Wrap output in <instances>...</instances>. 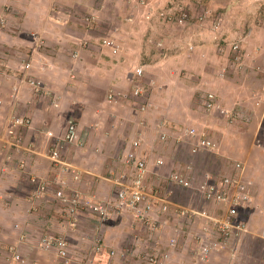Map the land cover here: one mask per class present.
Returning a JSON list of instances; mask_svg holds the SVG:
<instances>
[{
  "label": "crops",
  "instance_id": "crops-1",
  "mask_svg": "<svg viewBox=\"0 0 264 264\" xmlns=\"http://www.w3.org/2000/svg\"><path fill=\"white\" fill-rule=\"evenodd\" d=\"M154 1L0 0V170L5 168L0 177V239L10 242L14 234L20 235L10 243L17 247L20 258L8 252L7 264H66L57 251L41 246L45 232L67 237L72 264H154L141 257L145 252L159 255L163 264H264V4H240L241 8L235 4L236 13L228 6L232 9L227 14L237 17L242 11L240 18H244L236 23L230 20L231 29L241 23L247 29L225 30L226 40L241 41L242 65L218 79L207 64L223 48L213 43L216 33L212 39L211 31L206 33L201 25L193 24L196 4L187 0L173 4L191 15L192 25L183 27L156 15L157 8L173 5ZM105 39L115 41L118 51L105 44ZM138 66L145 67L142 76L134 74ZM30 78L42 80L45 90H36ZM135 83L142 86V97L134 95ZM207 91L214 92L228 111L242 109L249 116V130L243 127L244 118L232 114L227 117L236 120L234 124L227 122L222 129V120L216 119L211 124L213 135L206 133L218 144L216 152L224 157V165L231 154L241 156L236 172L219 180L241 175L247 184L250 200L238 208L244 230L234 227L224 241L218 232L204 231L202 216L185 218L173 208L164 213L159 205L154 228L128 209L114 211L101 227L94 213L68 214L67 201L75 192L115 200L120 188L114 178L121 174L129 180L132 177L125 158L133 149L148 162L151 192L167 197L168 181L163 175L168 164L173 171L191 165L194 190L174 189L176 199L185 197L188 204L200 208L211 203L205 186L200 190L196 185L200 176L194 165L209 149L203 144L195 154L196 144H191L185 155L189 161L181 166L175 160L184 150L176 148L174 139L167 144L149 139L154 129L167 135L169 121L180 117L171 106L202 104L200 96ZM143 103L146 109L141 108ZM179 108L181 112L186 109ZM17 115L32 121L16 127L11 135L9 128ZM70 119L75 120L83 143L67 146L64 158L78 170V177L72 169L57 166L48 155L66 135ZM136 140L140 145L134 148ZM20 162H27L28 172ZM31 176L50 186L40 197ZM214 179L208 171L204 182ZM60 188L65 190V200L56 197ZM213 210L223 214L215 206ZM142 225L151 231L160 226L162 236L144 232ZM168 229L177 239L174 247L165 238ZM97 234L101 251L94 240ZM203 237L215 243L207 259L201 256Z\"/></svg>",
  "mask_w": 264,
  "mask_h": 264
},
{
  "label": "built area",
  "instance_id": "built-area-1",
  "mask_svg": "<svg viewBox=\"0 0 264 264\" xmlns=\"http://www.w3.org/2000/svg\"><path fill=\"white\" fill-rule=\"evenodd\" d=\"M175 4L174 1H171V5ZM176 7V8H173ZM158 15L161 18L166 20H174L180 26H185L189 23L191 19L190 13L182 7H177V5H173L172 8H157ZM156 10V11H157ZM174 10V11H173ZM175 11H177L175 13ZM155 12V11H154ZM152 12V13H154ZM218 22L217 24H219ZM105 44L113 47L114 51L117 52L119 46L116 45L113 40H104ZM235 53H234V61L235 63H241V48L240 42H233L232 45ZM193 46H191L192 48ZM145 72L144 66H138L136 68L135 74L137 76H142ZM226 70L219 72L220 76H225ZM29 83L38 89L45 90L43 88L42 80L38 78H30ZM134 95L137 97H142L144 95V90L139 83H135L133 87ZM110 98H113V95H110ZM200 100L202 105L207 110H216L221 109V105L217 100V95L212 91L203 92L200 96ZM57 105V104H56ZM142 109H146V104L141 105ZM222 110V109H221ZM224 112V109L222 110ZM228 114L230 112H227ZM237 114V112H233L232 114ZM31 118L27 116H13V125L9 128V133L13 135L15 133L16 127L20 126H28L31 124ZM185 135L196 137L198 131L196 127L188 126L184 129ZM206 137V133L203 134ZM163 139L167 137L164 133L161 136ZM79 135L78 127L74 119H70L68 123V130L64 138L59 140L49 151V158L61 168L67 170L72 169L77 177L79 176V172L76 168H74L67 160L64 158V151L67 146L72 144H82L83 140ZM204 144L207 146H215L210 138L204 139ZM140 145V141L136 140L133 143L134 148H137ZM198 147H193V152H197ZM125 163L132 167V177L130 180L126 174H121L114 178L115 185L119 186V191L117 192V197L115 200H99L96 197H90L82 194L81 192H75L71 194L68 199V209L67 212L69 215L74 216L78 212H91L99 217L100 227L103 226L113 215V212L116 210H124L128 209L133 212L137 218L142 220L149 227H153L155 225V207L159 205L162 211H168L171 205H174V202H171L169 196L167 197L161 196L159 194H155L151 192L147 187V177L149 175V165L145 158L139 156L136 150H129L126 154ZM20 167L23 168L26 172H28L27 162H20ZM191 168V165L188 166ZM5 170V168L0 170L1 173ZM33 182L37 185L36 194L38 197L42 196L49 189V184L43 179H39L36 176L30 177ZM171 178L177 184L183 186H190L191 180L187 174L181 171H175L171 174ZM128 179V180H127ZM56 197L58 199L65 200L67 198L65 194V190L63 188L55 191ZM205 196L207 200L211 202H215L222 208V215L212 213L208 207H204L202 209H187L183 207L182 214L188 217H197L202 216L206 220V224L204 225V231L207 233L211 232H221L222 238L224 241H227L231 235L234 227L239 226L242 230L245 229V224L239 219V207L241 204L246 203L250 200L248 186L244 182L241 175L236 176H227L222 180H213L207 181L205 184ZM179 207V205H176ZM217 228V230L215 229ZM95 242L97 244V250H102V241L101 236L97 235L95 238ZM177 239L175 237L171 240V245L174 247L176 245ZM41 246L45 250H55L63 258L66 264H72V259L70 255V243L67 237L63 235L57 234H43L40 237ZM215 243L212 240L203 237V247L201 256L203 259H207L213 250ZM11 251L15 253L16 258H20L19 254H16L14 246H11ZM115 254V251H112V255ZM164 256V258H167ZM147 260L154 263H159L160 260L155 255L147 254ZM161 263V262H160Z\"/></svg>",
  "mask_w": 264,
  "mask_h": 264
},
{
  "label": "rangeland",
  "instance_id": "rangeland-1",
  "mask_svg": "<svg viewBox=\"0 0 264 264\" xmlns=\"http://www.w3.org/2000/svg\"><path fill=\"white\" fill-rule=\"evenodd\" d=\"M116 1H118V0H116ZM131 1L137 2L138 0H131ZM170 1L171 0H165V1L164 0H155L154 2L156 4H171ZM172 1H174L175 4H183V0H172ZM184 2H186V0H184ZM187 2H188V4H193V6L196 4L195 10H194L195 13L192 14V16H195L194 17L195 21L193 20V24L201 25L203 28L202 31L204 29H206L205 30L206 33H208V31H211V33H212L211 38L212 39L215 38V42H213V43H216L220 48H223V51L221 52V54L218 51H217L218 54H216V53L213 54V56L211 57V61L207 64V65H209V67H207V68H209L211 71L215 70V73H217L216 75H217L218 79H221V77H222L219 75V72H221L223 70L229 71L230 69L240 68L239 63H235V61H234L235 51L233 48L230 47V44L232 46L233 42H238V41L241 42V41H240V39H238V38L236 39L234 37H231L229 39L230 41L226 40L225 39V37H226L225 30L231 29V24H230L231 21L236 23L237 21L243 20L244 18H240L242 11H240V13L237 17H235L236 15H233L232 13L230 14L229 12L227 14L226 11H228V9L231 10L233 8V9H236V10H233L236 13V11L239 10V8H241L240 4H257V3L258 4H264V0H187ZM184 4H186V3H184ZM235 4H237L239 8ZM228 6H230L232 8H228ZM196 15H198V17ZM232 19H234V20H232ZM191 22H192V18L189 20V23L185 26L189 27L190 25H192V24H190ZM218 22H220V23L217 24ZM241 26H242V23L238 27H236L235 29L232 28L231 31H233V32L237 31V28H240ZM242 27L246 28L244 26H242ZM214 33H216V35L217 34L222 35V38L220 37V35H217V36L215 35V37L213 38ZM230 48L233 49V51L230 50ZM240 48H241V43H240ZM240 54L242 56V51ZM240 65H242V63H240ZM218 100H219V97H218ZM174 105L175 106H171V107H173V110H174V113L176 114V117L178 118V115L180 116L178 119H180L181 121L178 119H175V120L173 119L172 121H169L170 123H168V130H167V137L168 138L166 137L167 140L166 139L164 140L161 137L162 135H160L159 131L157 132L155 129L153 130V133L151 132L152 137L150 136L149 139L154 140L157 143L159 142V144H161V143L167 144L166 141H168L170 139H174V144H175L176 148L178 146H180L181 148L180 147H178V148L184 150L183 152H180L179 159L175 160V161L179 162L180 165L182 164L181 166H186L187 164H185V162L189 161V155H188V158H185L186 157L185 155H187V150H189V146H191V144L192 145L196 144V146L198 147V150H197V152H198V151H200L201 146H203V144H204L203 143L204 139H206V137L203 134L207 133L209 136L213 135V133L211 132L212 131V129H211L212 125L211 124L215 123L216 119H220V121L222 120V124H223L222 129L227 127L226 126L227 122L229 124H234V122L236 121V120L232 121V120H230V117H227V115L231 116L232 112L228 111V109L222 104H220V105H221V109L222 110L224 109V112L221 109L207 110L204 108V106L202 104L195 103V102L190 103V105H185V106L182 104L179 106H177L176 104H174ZM179 107L186 108V109L184 112H181V109ZM237 110H238V115L235 113H234V115H236L237 119L244 118L245 120L242 121L243 127H245L247 130H249L251 128V125H249L250 121H248L246 119L249 116L244 114V112L241 111L242 109L241 110L237 109ZM227 112H230V113L228 114ZM181 113H183V115ZM160 117L161 116H158L157 119H159ZM157 119H155V122L157 121ZM162 119H163V117H162ZM190 125L197 128L198 133H197L196 137L185 135L183 132V129L190 126ZM218 125L219 124H217V126ZM213 131L216 132L215 129ZM182 132H183V135H182ZM223 133H225V132H223ZM201 134L203 135V137ZM131 140H132V138L130 137L129 141H131ZM225 142L228 144L227 140H225L224 143ZM258 142H259V140H258ZM260 142L262 143V141H260ZM213 143H215L216 145L215 146H207L206 144H204L205 147H207L209 150H207V152L202 154L201 161L194 163V165L197 166V168L199 170V176L200 177L197 180L198 182L196 183V185L197 184L199 185L200 190L204 189V186L206 184L204 182V179H206L208 177V171L209 172L211 171V173L213 174V177L215 178L214 180H219L220 176L222 177V176H224V174H230V173L234 174V172H236V168H238V166H240L239 162H240L241 156H234V154H231L228 157L227 163H226V165H224V157H221V153L216 152V149H218V144L215 141H213ZM197 152L195 154H197ZM215 157H216V159H215ZM182 159L184 161H181ZM206 160H210V163L207 164ZM241 161H242V159H241ZM241 165H242V162H241ZM169 166H170V164H168V166H166L165 174L163 175V177L168 181V183L165 182L164 179L162 181L163 185L165 183H167V185H168L167 189L165 190V194L168 195L169 199L174 202V205H171V207H169L168 211H170L173 208L181 216H183L185 218H189V219L191 217H188V216H185L184 214H182L183 207H186L187 209H202L206 206V207H208V209L211 212L214 213L215 210H213V207L215 206L217 208V210L222 211L219 208L218 204H216L215 202H211V201H210L211 203L205 202L204 206L201 208L196 207V206H192L191 204H188V201H186L187 199L185 197H183L182 200L178 201V199H176V197H175L174 189L191 190L193 187V184L190 183V186H183V185H180V184H177L176 182H174L171 178V174L175 171H173V169L169 168ZM188 166H186V168H183L182 170H176V171H181V172L187 174L189 177V174L192 173L193 169H192V166H191V168H188ZM226 166H228L227 168H229V171L225 170ZM172 167H173V164H172ZM200 170H201V172H200ZM259 183H260V185H262L261 181ZM171 184H173V185H171ZM196 185H195V187H196ZM192 190H194V189H192ZM199 203H201V201ZM176 205H179V207ZM164 213H167V211H164ZM142 229H144V232H146L148 234L151 232L152 233L154 232L155 235L161 234V236H162L161 231L158 232V230L161 229L160 226L156 231H151V230H149V228H147L144 225H142ZM0 230H1V228H0ZM169 231H170L169 229L165 230V232H166L165 238L170 239L169 242H171L173 236ZM48 233H50V232H45V234H48ZM211 234H212V232H211ZM14 236H15V238H13L10 242L6 241V239L5 240L2 239V237H1V239H0V264H7L8 263L6 260L7 253L9 252L11 255V246H15V245L10 244V243L16 242V237H18V236L20 237V235L17 236L16 234H14ZM5 237H8V236H5ZM8 238L11 239L10 237H8ZM15 249H17L16 246H15ZM130 254H131V251H130ZM147 254H153V253L145 252V253L141 254V257L144 260L149 262V260H147V258H146ZM104 255L107 256L106 252L104 253ZM153 255H156V254H153ZM157 256L159 257V255H156V257ZM3 260H4V262H1ZM108 261H110V259H108ZM129 261H130V258H129ZM142 263H144V262H142ZM17 264H20V263L17 262ZM120 264H123V262H121ZM154 264H163V263L159 262V263H154Z\"/></svg>",
  "mask_w": 264,
  "mask_h": 264
},
{
  "label": "trees",
  "instance_id": "trees-1",
  "mask_svg": "<svg viewBox=\"0 0 264 264\" xmlns=\"http://www.w3.org/2000/svg\"><path fill=\"white\" fill-rule=\"evenodd\" d=\"M88 20H91V18L90 17H88L87 18ZM114 97V96H113ZM216 230H217V228H215ZM219 234H220V236L222 237V234H221V232H219V231H217Z\"/></svg>",
  "mask_w": 264,
  "mask_h": 264
},
{
  "label": "clouds",
  "instance_id": "clouds-1",
  "mask_svg": "<svg viewBox=\"0 0 264 264\" xmlns=\"http://www.w3.org/2000/svg\"><path fill=\"white\" fill-rule=\"evenodd\" d=\"M145 68V67H144ZM135 71H136V69L134 70V74H135ZM136 75V74H135ZM43 235V234H42ZM14 248H15V246H14Z\"/></svg>",
  "mask_w": 264,
  "mask_h": 264
}]
</instances>
